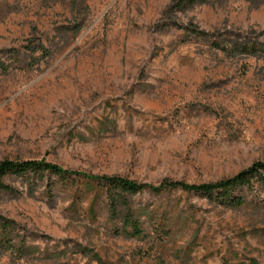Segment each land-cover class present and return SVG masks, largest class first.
I'll list each match as a JSON object with an SVG mask.
<instances>
[{
	"label": "rangeland",
	"instance_id": "rangeland-1",
	"mask_svg": "<svg viewBox=\"0 0 264 264\" xmlns=\"http://www.w3.org/2000/svg\"><path fill=\"white\" fill-rule=\"evenodd\" d=\"M170 1L0 0V161L158 183L264 160V51L229 55L171 23L264 42V0ZM5 180L18 190H0V211L30 248H0V264H264L255 177L239 205L179 187L132 194L141 236L114 230L121 218L82 175Z\"/></svg>",
	"mask_w": 264,
	"mask_h": 264
},
{
	"label": "trees",
	"instance_id": "trees-1",
	"mask_svg": "<svg viewBox=\"0 0 264 264\" xmlns=\"http://www.w3.org/2000/svg\"><path fill=\"white\" fill-rule=\"evenodd\" d=\"M204 1L207 0H171L166 10L183 9L196 2ZM171 23L177 27L186 28L189 33H193L196 36L209 37L213 46L229 55L241 53L256 54L264 51V42L251 38L240 39V33L238 32H234L231 35L230 30H225L224 33L219 30H206L192 24L182 25L175 20H172ZM38 46L48 52L42 42H39ZM45 172L57 175L64 182L75 180L77 176L82 175L88 179L87 183L93 182L96 184L103 193H106L110 215L113 219L116 217L121 218L122 225H115L114 230L117 233H124L128 236H141L143 234L141 221L130 206V196L138 191L149 188L157 192L164 188L179 187L202 193L222 204L239 205L244 202V195L241 192L242 188L245 185H250L254 177L264 186V160L261 159L254 160L237 172L216 180L187 182L180 179L166 178L158 183H152L139 181L120 174H100L74 169L58 162L49 161L46 158H4L0 161V190L11 192L18 190L12 184L6 182V175H43ZM52 184L50 183L48 188L50 194L52 193ZM0 248L16 250L20 254L27 253L30 248L26 234L20 231L18 222L1 211Z\"/></svg>",
	"mask_w": 264,
	"mask_h": 264
}]
</instances>
